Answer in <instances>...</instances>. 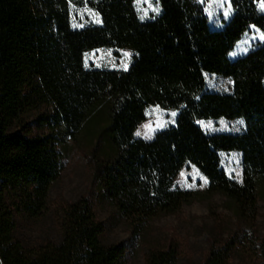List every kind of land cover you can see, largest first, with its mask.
<instances>
[{
  "label": "trees",
  "instance_id": "trees-1",
  "mask_svg": "<svg viewBox=\"0 0 264 264\" xmlns=\"http://www.w3.org/2000/svg\"><path fill=\"white\" fill-rule=\"evenodd\" d=\"M135 1L88 0L100 23L73 28L70 0H0V264H121L125 247L101 242L104 226L87 197L64 208L60 240L26 246L14 235L16 213L45 208L63 143L97 123L89 166L136 234L193 199L175 186L192 165L209 190L236 202L250 229L212 236L201 264H233L241 247L264 264V236L255 229L264 180V43L229 58L251 26L264 32L261 0H230L233 13L221 29L208 23V0H157L160 13L144 21ZM101 47L129 49L128 68H85V53ZM206 74L229 78L231 91L208 90ZM149 106L177 116L145 140L135 131ZM219 118L241 119L244 128L210 134L198 124ZM229 151L241 153V182L221 167L220 153ZM179 260L174 240L145 254V264Z\"/></svg>",
  "mask_w": 264,
  "mask_h": 264
},
{
  "label": "rangeland",
  "instance_id": "rangeland-1",
  "mask_svg": "<svg viewBox=\"0 0 264 264\" xmlns=\"http://www.w3.org/2000/svg\"><path fill=\"white\" fill-rule=\"evenodd\" d=\"M87 1L70 0L73 28L100 23L99 14L88 6ZM203 3L210 27L221 29L233 13L230 0H208ZM134 5L139 18L143 21L156 17L161 11L157 0H136ZM258 9L264 12L262 0L258 3ZM262 34L264 32L260 29L251 26L250 31L242 36L229 53V58L235 59L242 56L257 43H264ZM131 60L132 52L129 49L101 47L85 53L84 66L85 68L125 70ZM125 65H127L126 68ZM205 79L206 87L210 91H231L232 82L227 77L206 74ZM40 111L35 112L32 118L36 117ZM176 116V111L149 106L145 111V120L135 131V137L152 139L158 131L174 125ZM30 123L36 127L32 121ZM198 124L210 134L240 133L244 128L241 119L199 120ZM100 127L101 124L98 123L92 124L89 128L85 124L77 140L67 139L63 143L62 169L59 177L50 187L45 208L37 214H15L14 235L24 245L35 246L47 241L60 240V221L63 210L69 203L81 197L89 199L96 217L104 226L100 237L101 242L105 245L121 243L125 247L121 264H145V254L148 251L165 247L171 240L177 243L180 252L179 264H201L212 236L220 232L224 238L240 230L246 233L250 231L249 226L241 218L236 202L220 192L209 190L208 180L196 167L190 165L179 172L175 179V186L191 191L193 199L189 203L182 204L175 212L159 214L151 218L140 234H136L133 224L103 195L94 171L89 166L88 152L95 142L96 132ZM34 132H38L37 128ZM220 158L221 167L227 176L241 182V153L221 152ZM255 229L260 237L264 236V180H260L257 187ZM232 261L233 264H261V260L245 247L235 252Z\"/></svg>",
  "mask_w": 264,
  "mask_h": 264
},
{
  "label": "snow or ice",
  "instance_id": "snow-or-ice-1",
  "mask_svg": "<svg viewBox=\"0 0 264 264\" xmlns=\"http://www.w3.org/2000/svg\"><path fill=\"white\" fill-rule=\"evenodd\" d=\"M262 7H264V0H262ZM225 15H227V13ZM262 38H264V34H262ZM126 55H130V54L126 53ZM124 67L126 68L127 65H125ZM173 115H175V113H173ZM137 135H140V133H137Z\"/></svg>",
  "mask_w": 264,
  "mask_h": 264
}]
</instances>
